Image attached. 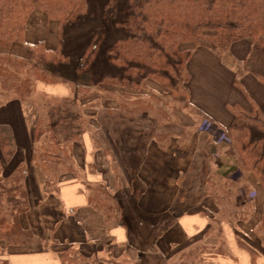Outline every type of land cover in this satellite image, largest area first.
<instances>
[{"label": "crops", "instance_id": "0c3cea01", "mask_svg": "<svg viewBox=\"0 0 264 264\" xmlns=\"http://www.w3.org/2000/svg\"><path fill=\"white\" fill-rule=\"evenodd\" d=\"M50 22L34 12L24 40L0 51L28 59L30 45L39 41L56 48ZM246 47L234 44V55L243 57ZM187 69V100H176L153 80L139 88L105 86L103 96L93 90L81 98L85 127L69 147L74 167L52 192L32 157L31 104L0 102V124L10 127L15 144L8 165L22 172L28 189L29 205L18 221L31 233L22 246H5L1 260L67 264L57 250L70 247L77 255L73 264H137L145 253L163 264H264V83L236 73L204 47L193 51ZM33 85L39 94H75L71 84ZM186 107L197 114L194 121L209 118L227 130L231 141L216 143L193 121L186 123ZM243 114L259 120L251 128L243 119L237 124L236 115ZM235 170L241 177L228 179ZM121 202L136 206L147 227L173 207L176 214L149 247H139L122 219Z\"/></svg>", "mask_w": 264, "mask_h": 264}, {"label": "trees", "instance_id": "16d2710c", "mask_svg": "<svg viewBox=\"0 0 264 264\" xmlns=\"http://www.w3.org/2000/svg\"><path fill=\"white\" fill-rule=\"evenodd\" d=\"M95 1L100 0H0V48L24 40L26 25L34 12L42 13L48 21H55L59 26V44L54 49L39 41L30 45L28 59L0 51V102L11 99L5 98L7 95L4 99L2 97L8 90L4 88V82L12 74L24 78L32 76L34 83H66L75 87L74 96L39 94L42 98L55 100V104L45 101L42 107L49 108L50 112L45 110L44 118L35 121L32 157L36 162L47 160L50 144L56 148L59 145L54 140L59 135L54 134V128L64 131L71 124L72 131H77L75 124L83 114L78 101L93 90L103 96L105 86L139 88L147 80H153L176 100H187L190 80L187 62L199 47L210 50L227 63L228 59L238 62L236 73L248 72L264 83V0H104L99 8ZM93 10H99L101 20L97 30L91 31L84 40L81 53L84 62L75 70L83 83L76 85L74 80L64 77L59 67H51L75 55L73 52L76 51L66 47L68 44L63 33ZM241 41L246 42V54L237 57L233 45ZM16 82L20 83L19 80ZM16 86L12 84L10 88L14 90L12 99H24V93ZM59 100L60 104L56 105ZM247 118L251 120L247 121ZM242 119L250 128L259 120L256 115L243 114L236 115L235 122L239 124ZM47 131L53 133L51 137L44 136ZM73 134L63 139L65 147H69ZM254 137L257 139L258 136ZM261 138L264 140V134ZM14 153L11 129L0 124V154L10 160ZM55 154L59 156L57 152ZM1 203L0 232L13 234L16 229L12 228L15 222L11 217L13 210H6L5 203ZM121 203L122 219L132 242L139 247H149L176 214L173 207L171 213L165 214L156 225L147 227L136 206ZM181 208L176 207L179 211ZM8 216L10 222H7ZM24 233L31 237L30 231ZM57 252L67 264L77 261V255L70 247L58 248ZM137 264L163 263L145 253Z\"/></svg>", "mask_w": 264, "mask_h": 264}, {"label": "rangeland", "instance_id": "374dc122", "mask_svg": "<svg viewBox=\"0 0 264 264\" xmlns=\"http://www.w3.org/2000/svg\"><path fill=\"white\" fill-rule=\"evenodd\" d=\"M102 2H104V0L95 1L94 4L96 3V7L99 8ZM94 9H95V6H94ZM100 20L101 19L99 17V10L98 11L93 10L87 16L82 18L77 25H74L68 28V32L63 33L66 37V38L64 37V39L67 40L66 44H68V46L66 47H68L70 50L72 49L76 51V52L72 51L73 53H75V55L67 59V61L58 62L56 66L54 67L53 65L51 69L59 67L61 70V73L64 75L65 78L71 81L74 80L76 82V85L83 83V80L78 74L75 73V70L79 67L81 63L84 62V60L81 59V53L85 45L84 40L88 38V36L91 34V31L97 30ZM49 21H52V20H49ZM58 31H59L58 24L55 21L50 22L49 29H48V35L51 38L56 39L55 47L58 46L59 44V38H58L59 32ZM241 43L243 45L246 44V42L244 43V41H241ZM227 61L231 65L235 66L236 69H237V66L239 67L238 62L234 60L228 59ZM17 80H19L20 83H17L16 82ZM4 84H5L4 88H7L8 90L5 94H3L2 99H4L6 95L7 96L5 98L12 99L13 97L12 92L14 90L10 89L11 85L12 84H15V86L17 85L16 87L19 88L21 92L24 93L25 95V98L22 100L31 104L32 106L31 112L33 113V115L36 116V119L40 117L44 118L45 110H47L48 112L49 108L45 109L42 107V104L45 101H48L51 104H55V100L48 99V98H42L40 97L39 93H37L34 90V85H33L34 79L32 76H29V77L26 76L24 78L23 76L15 77L12 74L11 76H9V78L6 79ZM106 96L111 97L112 95H106ZM114 98H116V96ZM57 104H60V100L59 102L56 101V105ZM177 106H178V103H177ZM180 111H182V109L179 108V112ZM49 112H50V109H49ZM187 113H190V116L186 114V119H184V116H182V118L186 121V123H189V120H191V122L193 121V123L195 124L194 128H196L197 131L207 133L211 137V139L216 143H226L224 141H218V142L215 141L213 133L205 130L204 122L206 118H198V120L194 121L195 118L197 117V114L194 112V110L193 109L188 110L187 108ZM64 114H67V113H64ZM113 118L116 121H118L117 116ZM36 119L34 120L36 121ZM84 127H85V122L83 121V118H81L80 121H78L75 124V128H78L77 131L76 130L72 131L71 124L68 127L64 128V131H61L59 127L54 128V131H55L54 134H59L57 135L58 139L57 140L54 139L55 141L59 143V145H57V148L55 147L54 144L53 145L50 144V149L48 153L49 155H48V158H46L47 160L44 161V163L36 162L33 159L35 164H37V166L41 168V174L43 175V177L46 176V181L44 182L48 184V186H45V189H47L49 192L56 190L57 182H58L57 180L59 179L60 175H62V179L67 180L68 177H70L69 176L70 171H72L71 165L73 164V159L72 157H70V148H69L71 145V142L69 143V147L67 148L65 147V145L62 144V142L63 143L66 142L63 139L67 138L69 134L74 133L73 140H76L78 134L81 133ZM52 134L53 133L51 131H47L46 135L44 136L51 137ZM226 134H229V133L226 132ZM185 135H186L185 137H187L189 134H185ZM48 140L50 139L48 138ZM56 152L59 154V156L55 154ZM9 163L10 161L5 160L0 154V205H3L1 202H4L5 203L4 208L6 210H13L11 217L15 218L14 219L15 222L12 228H16V229L12 231L13 234L9 233V231L0 232V251H2L3 248L8 245L12 247L22 246L23 243L27 242L29 239V237L21 229V226L18 221L20 214H22L25 210H27L28 205H29L27 202L28 189L24 185V182H23L24 179H23L22 172L20 171L11 172V168L13 165L10 167V165H8ZM1 164L4 165V168H2ZM235 172L238 174V178L236 177ZM240 174L241 172L239 170H235L234 172H231L230 174H228L229 175L228 179L230 180L239 179L241 177ZM182 192H183V196L181 195V197H184V194L186 197L187 191L185 187L183 188ZM179 206L181 205H178L177 207ZM14 210H17L18 212L16 211V213H14ZM8 221L10 222L9 216L7 218V222ZM8 228H10V226ZM0 264H6V263L5 261L0 259Z\"/></svg>", "mask_w": 264, "mask_h": 264}, {"label": "built area", "instance_id": "2783aa9c", "mask_svg": "<svg viewBox=\"0 0 264 264\" xmlns=\"http://www.w3.org/2000/svg\"><path fill=\"white\" fill-rule=\"evenodd\" d=\"M205 130L208 132H212L213 136L215 138V141H224L226 143L231 141V138L228 134H226V131L221 128L219 125H217L215 122L206 119L204 122ZM236 177L238 178V174L235 172Z\"/></svg>", "mask_w": 264, "mask_h": 264}]
</instances>
